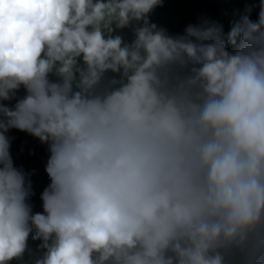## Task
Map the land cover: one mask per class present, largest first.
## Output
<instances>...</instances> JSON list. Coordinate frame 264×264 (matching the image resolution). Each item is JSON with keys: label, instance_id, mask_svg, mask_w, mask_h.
Here are the masks:
<instances>
[{"label": "clouds", "instance_id": "9594fccd", "mask_svg": "<svg viewBox=\"0 0 264 264\" xmlns=\"http://www.w3.org/2000/svg\"><path fill=\"white\" fill-rule=\"evenodd\" d=\"M161 4L0 0V264H264V0L226 37ZM12 129L48 145L42 211Z\"/></svg>", "mask_w": 264, "mask_h": 264}, {"label": "trees", "instance_id": "16d2710c", "mask_svg": "<svg viewBox=\"0 0 264 264\" xmlns=\"http://www.w3.org/2000/svg\"><path fill=\"white\" fill-rule=\"evenodd\" d=\"M259 0H162V4L156 6L149 14V23L155 24L157 29H163L171 37H179L185 34L189 25L206 28L212 24L222 26L226 37L232 25L240 18L249 14L253 20L257 19L259 11ZM251 9V12H247ZM142 24V22H139ZM138 26L133 22L131 26L120 27L118 20L112 18L102 25L105 35H120L125 43L134 40L133 28ZM119 79V73L108 71L104 74L102 84L107 85L111 79ZM24 90L18 92L23 96ZM7 103V102H6ZM14 103V102H13ZM7 135L10 138V153L14 166L22 168L25 173L30 174L32 189L35 195L31 199L34 211H42L40 195L50 180L45 171L50 152L48 145L26 132L16 129L10 130ZM39 241L29 239V247L34 255L25 254L24 260L28 264L36 259L40 253L37 251ZM239 258H233L231 264H238ZM11 264H18L12 261Z\"/></svg>", "mask_w": 264, "mask_h": 264}, {"label": "water", "instance_id": "95a60500", "mask_svg": "<svg viewBox=\"0 0 264 264\" xmlns=\"http://www.w3.org/2000/svg\"><path fill=\"white\" fill-rule=\"evenodd\" d=\"M238 264H241V261Z\"/></svg>", "mask_w": 264, "mask_h": 264}]
</instances>
